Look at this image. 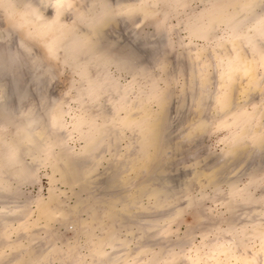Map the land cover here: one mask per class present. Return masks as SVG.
<instances>
[{"label": "rangeland", "instance_id": "rangeland-1", "mask_svg": "<svg viewBox=\"0 0 264 264\" xmlns=\"http://www.w3.org/2000/svg\"><path fill=\"white\" fill-rule=\"evenodd\" d=\"M21 1L0 0V30H3V34L9 30L10 34L6 41L3 40L5 43L0 38V46H5L6 42L10 46L13 41L10 47L18 48L23 43L24 47L31 50L32 55L26 58V63L23 59V62L15 65H25L20 76L23 85L28 84L25 86L29 89L30 97L19 101L14 108L16 112L0 111V155H10L14 150L20 152L21 164L23 167L25 165L29 177L24 173L20 176L14 168V173L11 169L1 173L0 184L6 182L2 189L4 191L8 188V191L2 193L0 186V202L5 199L6 194L16 190L13 192V199L11 195V198L6 195L9 200L12 199L10 208L12 205L15 208L16 205V211H20V206L28 212L25 214L7 209L11 201L6 199L3 201L7 202V206L0 204V207L3 206L1 209L8 214V218L6 213L5 217H0V224L4 226L0 225V264H79L78 260L80 262L83 255H86L84 259L87 262L82 259L84 264H106L114 257L116 262L110 261L113 264H264V148H259L264 145V30L257 22L251 21V17L260 16L257 12L264 11V0H69V3L64 0L59 4H55L57 0H48L49 3L47 0V3L45 0H28L36 10ZM99 1H108L109 6L112 4L111 11L116 15L125 7H129V12L122 9L121 14L117 17L115 15L104 28L101 23L110 12L103 5L91 11V6ZM37 11L41 15L36 16ZM91 13L93 28H103V32L99 37L96 36L98 34L91 33L92 39L89 37L86 41L92 49L87 52L85 48L88 46H81L83 49L79 47L85 45L82 34L90 26L81 17L87 15L89 18ZM60 17L64 20L62 23H59ZM135 52L138 53L139 68L136 63L128 68L130 70L108 64L107 59L110 57L117 61L120 58L129 59ZM75 55L82 59L91 58L90 62L86 60L78 65ZM31 57L41 58L42 65L38 71L50 69L47 72L50 78L43 77L44 80H51L50 86L43 81L41 92L45 91L54 102L43 105L45 101L41 104L43 107L36 108L35 115L42 119L36 125L35 133L38 135L39 131L46 130L43 136L46 135L47 139L41 136L39 142L35 136V142L25 143L27 131L23 123L27 119L26 109L33 104L39 106L37 100L40 98L37 87H31L35 82L28 65L32 62L29 59ZM27 65L31 70L29 73ZM137 68L142 72H135ZM0 71H3L2 67ZM17 78L18 75L14 80ZM1 81L0 85L12 83ZM14 94L13 106L18 97V94ZM38 111L41 114H37ZM47 111L49 115H46ZM47 116H50L49 119ZM37 130L39 131L36 132ZM160 131L165 132L160 136L162 138L156 137ZM100 132V141L88 150L84 144ZM39 134L42 135L41 132ZM42 139L46 140V144ZM12 140H18L19 143L12 144ZM45 145L48 147L43 149ZM32 158L35 161L32 162ZM38 159L41 160L40 163ZM6 160L0 159V170L4 169V164H9ZM64 161L68 163L66 166H63L66 164ZM86 169L87 172L84 171ZM67 177L72 182L67 181L69 183L65 184ZM139 178L148 182L147 184L140 179L144 183V190L137 180ZM17 179L21 180L22 185ZM75 179H79L77 183L80 181L78 186L73 182ZM114 179L118 182L117 185ZM152 180L156 186L168 181L167 191L159 197L156 194L146 196V191L155 186ZM135 181L138 182V185L135 183L136 186L133 185ZM8 183H11L10 186ZM144 186H148V189ZM136 187L141 190L140 195L138 192L133 193L137 191ZM9 188L13 190L11 193ZM142 193L145 197L141 196ZM104 194L109 199H105ZM101 197L110 203L105 204ZM93 199L101 201L100 204L103 202L107 207L97 203L101 209L96 213L94 209L98 206L93 205L92 202H96ZM20 202L22 205L23 202L25 205L28 203L29 208L22 206ZM87 202H90L89 206ZM90 204L93 205L92 208L95 207L92 209L94 211L90 210ZM112 207L116 209L112 210ZM54 209L55 212L61 209L59 212L63 216L60 218L61 215L56 212L55 217H52ZM8 210L11 212L8 213ZM128 210L131 212L125 214ZM68 211L72 212L71 215ZM105 211L108 216L104 215L106 219L103 216ZM46 214L51 215V218ZM165 215L167 216L162 218ZM92 216H95L99 225L93 223L94 220L90 219ZM150 216L157 219H150ZM66 217L70 223L65 221ZM149 221L152 224L149 228L154 227V233L148 227V232L145 231L147 234L143 233V227H138L143 234L139 236L141 233L136 230L137 226L145 228ZM109 223L112 224L111 228L117 229H107ZM58 234L61 240L55 237ZM110 236L116 237L115 243L123 239L121 244H117L121 247H115L114 242L113 246L106 244ZM129 236L132 238L129 239ZM85 242H89L90 247L87 246L94 251L91 255L101 243L106 244V248L103 249L101 245L104 244H101L102 249L99 247L96 251L99 257L94 254L96 257L92 256L90 259ZM144 242L146 244L143 246ZM138 243L142 246L139 247ZM14 247L15 250H12ZM110 247H114V252L108 251L111 250ZM120 248L127 250L125 252ZM77 249L83 254L82 258L75 254Z\"/></svg>", "mask_w": 264, "mask_h": 264}, {"label": "bare ground", "instance_id": "bare-ground-1", "mask_svg": "<svg viewBox=\"0 0 264 264\" xmlns=\"http://www.w3.org/2000/svg\"><path fill=\"white\" fill-rule=\"evenodd\" d=\"M53 1H54V0H53ZM62 1H64V0H57L55 4H57V3L59 4V3L62 2ZM94 1H95V0H94ZM189 1H190V0H189ZM212 1H213V0H212ZM21 2L27 4V3L30 2V1H28V0H22ZM45 2H46V0H45ZM47 2L49 3L48 0H47ZM47 2H46V3H47ZM106 2H107V3H106ZM106 2H104V1H99L97 4H93V5L91 6V11L93 10V8H98L99 6L101 7V6L103 5V6H105L106 9L110 12V14H108L109 16L107 15L106 18H104V21H102V23H101V26H103L104 28L108 25L109 21H111V20H113V19L115 18V15H116L115 13H113V11H111V10H112V4H111V6H109V5H108V1H106ZM109 2H110V1H109ZM111 2H112V1H111ZM114 2H116V1H114ZM251 2H252V1H251ZM258 2H259V1H258ZM260 2H261V1H260ZM262 2H263V1H262ZM30 3H31V2H30ZM30 3H28V4L30 5ZM35 3H36V2H35ZM68 3H69V0H68ZM252 3H253V2H252ZM252 3H251V4H252ZM229 4H230V3H229ZM257 4H258V3H257ZM257 4H256V5H257ZM253 5H254V4H253ZM30 6H32V5H30ZM61 6H62V5H61ZM16 7H17V6H16ZM27 7H28V6H27ZM113 7H114V6H113ZM115 7H116V6H115ZM258 7H259V6H258ZM8 8H9V7H8ZM19 8H20V7H19ZM32 8H34V9L36 10V8H35L34 6H32ZM59 8H60V7H59ZM128 8H129V7H128ZM128 8L125 7V8H122V9L125 10V11H127V12H129V9H128ZM130 8H131V7H130ZM137 8H138V7H137ZM34 9H33V10H34ZM42 9H43V7H42ZM47 9H48V8H47ZM116 9L118 10V8H116ZM122 9H120V12H121ZM142 9H143V8H142ZM1 10H2V9H1ZM16 10H17V9H16ZM66 10H67V9H66ZM81 10H82V9H81ZM94 10H95V9H94ZM113 10H114V9H113ZM117 10H116V11H117ZM233 10H234V9H233ZM240 10H241V9H240ZM251 10H252V9H251ZM263 10H264V9H263ZM4 11H5V10H4ZM48 11H49V10H48ZM116 11H114V12H116ZM258 11H260V10H258ZM120 12L118 11V12H117V15H118V14H121ZM255 12H257V11L255 10ZM261 12H262V11H261ZM261 12H260V13L257 12L258 15L261 14ZM0 13H1V12H0ZM51 13H52V12H51ZM123 13H126V12H123ZM241 13H242V12H241ZM39 14H40V13L37 11V12H36V16H38ZM231 14H232V13H231ZM234 14H235V12H234ZM242 14H243V13H242ZM244 14H246V13H244ZM26 15H28V14H26ZM40 15H41V14H40ZM63 15H64V14H63ZM112 15H113V17H111ZM117 15H116V17H117ZM248 15H249V14H248ZM28 16H29V15H28ZM28 16H26V17H28ZM119 16H120V15H119ZM243 16H244V15H243ZM30 17H31V16H30ZM61 17H62V16H61ZM61 17L59 18V23H62V21H64V20L61 19ZM107 17H108V18H107ZM127 17H128V16H127ZM237 18H238V17H237ZM251 18H252V19H251L252 22H256V21L258 20L259 17H258V16H254V17H251ZM81 19H82V21L87 22V25L89 24L90 28L87 26V27H88V29H87L88 31L85 32L86 29L84 30V32H83L82 35H83V38H84L83 41H85V45L82 44V45H80L79 48H82L83 46H88L87 49L84 47L85 50L88 52L90 49H92V46H90V45L88 44V42L86 41V40H88L87 38H89L90 36L93 37V35H95V34H98V35H96V36L99 37V35L102 34L101 32H103V28H99V27L96 28V26L93 28L94 25H93V22H92V20H93L92 13H91V16H89V18H88L87 15H85V16L81 17ZM105 19H106V20H105ZM117 19H118V18H117ZM122 20H123V19H122ZM17 21H18V20H17ZM125 21H126V20H125ZM7 22H8V21H7ZM89 22H90V23H89ZM114 22H115V21H114ZM116 22H117V21H116ZM116 22H115V23H116ZM126 22H127V21H126ZM2 23H3V22H2ZM43 23H44V22H43ZM46 23H47V21H46ZM121 23H122V22H121ZM123 23H124V22H123ZM3 24H4V23H3ZM30 24H31V23H30ZM68 24H69V23H68ZM110 24H111V23H110ZM110 24H109V25H110ZM254 24H255V23H254ZM82 26H83V25H82ZM39 28H40V27H39ZM119 28H120V27H119ZM9 29H10V28H9ZM79 30H80V29H79ZM81 30H82V28H81ZM107 30H108V29H107ZM8 31H9V30H8ZM8 31H7V33L4 32L5 34H3V33H2L3 30H0V38H1L2 41H3V40L6 41V39H8V38L10 37V34H9ZM82 31H83V30H82ZM92 31H93V32H92ZM26 32H27V31H26ZM79 32H80V31H79ZM80 33H81V32H80ZM91 33H93V35H92ZM31 35H32V34H31ZM77 35L80 36L81 34H77ZM256 35H257V34H256ZM256 35H255V36H256ZM13 36H14V35H13ZM79 36H78V37H79ZM11 37H12V36H11ZM92 37H90L89 39H92ZM12 38H13V37H12ZM12 38H11V39H12ZM103 38H104V37H103ZM80 39H81V38H80ZM144 39H145V38H144ZM144 39H143V40H144ZM256 39H257V38H256ZM68 40H69V39H68ZM262 40H263V39H262ZM7 41H8V40H7ZM9 41H10V40H9ZM80 41H81V40H80ZM89 41H90V40H89ZM141 41H142V40H141ZM254 41H255V40H254ZM3 42H4V41H3ZM17 42H18V40H17ZM258 42H259V40H258ZM4 43H5V42H4ZM6 43L8 44V42H6ZM15 43H16V42H15ZM21 43H22V42H20V44H21ZM67 43H68V42H67ZM82 43H83V42H82ZM155 43H157V42H155ZM262 43H263V42H262ZM7 44H5V46H0V51H3L5 48H8V49H11L12 51H15V50L19 49L21 45L24 46V44L22 43L21 45L18 44V45H20L18 48H15V47H13V46L10 47L11 45H13V41L10 42V46L7 45ZM27 44H28V43H27ZM27 44H26V45H27ZM65 44H66V43H65ZM65 44H64V47L66 46ZM92 44L94 45V43H92ZM0 45H1V44H0ZM95 45H96V43H95ZM98 45H99V44H98ZM151 45H152V44H151ZM261 45H262V44H261ZM14 46H15V45H14ZM62 46H63V45H62ZM81 46H82V47H81ZM96 46H97V45H96ZM101 46H102V45H101ZM263 46H264V45H263ZM60 47H61V46H60ZM25 48H27V46H25ZM61 48H62V50L64 49L63 47H61ZM61 48H59V49H61ZM98 48H99V47H98ZM77 49H78V48H77ZM82 49H83V48H82ZM97 50H99V49H97ZM101 50H102V49H101ZM101 50H100V51H101ZM32 51H33V50H32ZM64 51H65V50H64ZM81 51H82V50H81ZM81 51H80V52H81ZM90 51H91V50H90ZM90 51H89V52H90ZM105 52H106V51H105ZM31 53H32V52H31ZM61 53H62V52H61ZM136 53H137V52H135L134 56L132 55L133 57H132V58H129V59H125V58H122V59H121V58H120V59L117 61V60H115L114 58H111V57L108 58V57H107V58H108L107 61H108V64H109L110 66H111V65L119 66V67H121V68H123V69H125V68H127V69H128V68H131V66H132L133 64H135V63L137 64V67L139 68V65H138L139 63H138V61H137L138 53H137V54H136ZM140 53H141V52H140ZM220 53H221V52H220ZM185 54H186V53H185ZM221 54H222V53H221ZM31 55H32V54H31ZM73 55H74V54H73ZM77 55H78V54H77ZM102 55H103V53L101 54V56H102ZM125 55H127V54H124V56H125ZM36 56H37V55H36ZM75 56H76V55H75ZM106 56H107V55H106ZM72 57H73V56H72ZM118 57H119V55H118ZM126 57H127V56H126ZM73 58H74V57H73ZM1 59L3 60L2 62H1ZM27 59H28V58H27ZM27 59H24V62H25V60L27 61ZM29 59H31V61H32V62H31L32 66H31L30 63H28L29 67H30L31 70H32V73H30V74H31L32 78L35 79V80H34L35 82L31 85V87H33V85L35 86V88L37 87V92H38L40 98L37 97V98H38V100H37V104H39V106H36L35 104H33V106H29V108L26 109V110H28V112H27V116H26L27 119H26L25 122L23 123V125L25 126V129H26V131H27V133H26V137L24 138V139H25V140H24L25 143H27V142L29 143L30 141L35 142L34 139L37 138V137H38V138H37V141L40 140V137H41V136H42L41 138H43V137L45 138V137H46V135L43 136V135H44L43 133H44V131H46V130H42L43 132H42V131H39L40 129L36 131V132L39 131V133L41 132L42 135H40L39 133H38V135H36V133H35V130H36V128H37L36 125H37L38 123H41L40 120L42 119V117H41V118H38L37 115H35V114H36V108L42 106L41 104H43L45 101H46V103H44L43 105H45V104L47 105V102H48V103H53V102H54L52 99H50V97L47 96V94H46L45 91L41 92V85L43 84V81H44V82L46 81V82L48 83V85L50 84L49 82H50L51 80L48 81L49 79H48V80H44V79H43V77H45V76L48 77V76H49L47 72H50V69H49V70H45V71H43V72L38 71V69H39V68L41 67V65H42V63H41V61H40L41 58H40V59H39V58H38V59H33V57H31V58H29ZM90 59H91V58H88V59H82V58H80V57H78V56L75 57V60L78 61V65H81L83 62L85 63L86 60H89V62H90ZM105 59H106V58H105ZM28 61L30 62V60H28ZM22 62H23V60H22ZM42 62H43V61H42ZM93 62H94V61H93ZM95 62H96V61H95ZM25 63H26V62H25ZM103 63H104V62H103ZM16 64H18V63H17V62H13L11 59H9V58H7V57L0 56V69H1V67H2V70H3V71H0V72H2V73H0V81H1V80H2V81H5V82H6V81H12V83H11L10 85L6 84L7 82L4 83V84H1V85H0V87H1V91H0V111H6V110H8L9 112H11V111L13 110V112H16V111H14V108L18 105L19 101H21L22 99H26V98H29V97H30V96H29V89H28L27 86H25V85H28V84H24V85H23V83H22V77L20 76L21 74H23V71H22V70L24 69L23 67H24L25 65L23 66V64H20V66H19V65H18V66H15ZM43 64H44V63H43ZM94 64H95V63H94ZM94 64H93V65H94ZM108 64H107V66H108ZM28 65H27V67H28ZM86 66L89 67V65H86ZM133 66H134V65H133ZM29 67H28L27 70L30 69ZM138 68H137V70H135V72H138V71H139ZM89 69H90V68H89ZM97 69H98V68H97ZM27 70H26V71H27ZM31 70H29V71H27V72L29 73ZM90 70H91V69H90ZM118 70H119V69H118ZM128 70H130V69H128ZM24 71H25V70H24ZM120 71H121V70H120ZM143 71H144V69H143ZM51 72H52V71H51ZM84 72H86V71H84ZM125 72H126V71H125ZM139 72H142V70H140ZM24 73H26V72H24ZM129 73H130V72H129ZM88 74H89V73H88ZM88 74H87V75H88ZM133 74H134V73H133ZM138 74H139V73H138ZM142 74H143V73H142ZM17 75H18V78H17L16 80H14V79L16 78ZM53 75H54V74H53ZM25 76H26V75H25ZM25 76H24V77H25ZM89 76H90V75H89ZM135 76H136V74H135ZM87 77H88V76H87ZM102 77H103V76H102ZM49 78H50V76H49ZM136 78H137V77H136ZM24 80H25V79H24ZM90 80H91V79H90ZM94 80H95V79H94ZM2 81H1V82H2ZM200 81H201V80H200ZM26 83H27V82H26ZM53 83H54V81H53ZM99 83H100V82H99ZM51 84H52V83H51ZM54 84H55V83H54ZM44 85L47 86V84H44ZM105 85H106V84H105ZM49 86H50V85H49ZM119 87H120V86H119ZM42 88H43V87H42ZM141 88H142V87H141ZM30 89H31V88H30ZM32 89H33V88H32ZM208 89H210V88L208 87ZM208 89H207V90H208ZM44 90H45V89H44ZM122 90H123V89H122ZM122 90H121V91H122ZM110 91H111V90H110ZM117 91H119V90H117ZM123 91H124V90H123ZM112 92H113V91H112ZM209 92H210V91H209ZM14 93L18 94V97H17V99H16V104H15V106H13V105H14V104H13L14 102H12V100L15 99V94H14ZM117 93H118V92H117ZM188 93H189V92H188ZM108 94H110V93H108ZM118 94H119V93H118ZM118 94H117V95H118ZM122 94H123V92H122ZM33 95H34V93H33ZM114 95H115V94H114ZM28 96H29V97H28ZM36 96H37V95H36ZM105 96H106V95H105ZM115 96H116V95H115ZM31 98H35V97H34V96H33V97L31 96ZM88 98H89V97H88ZM90 98H92V97L90 96ZM105 98H106V97H105ZM119 98H121V97H119ZM35 99H36V98H35ZM115 99H116V98H115ZM28 100H30V99H28ZM31 100H32V99H31ZM33 101L36 102L35 100H32V102H33ZM87 101H88V99H87ZM90 102H91V101H90ZM114 102H115V101H114ZM200 102H201V101H200ZM12 104H13V105H12ZM110 104H112V103H110ZM166 104H167V103H166ZM31 105H32V104H31ZM50 105H51V104H50ZM109 106H110V105H109ZM42 107H43V106H42ZM44 107H45V106H44ZM88 107H89V106H88ZM94 107H95V106H94ZM11 108H12V109H11ZM46 108H48V107H46ZM46 108H45V109H46ZM49 108H50V107H49ZM49 108H48V109H49ZM199 108H200V107H199ZM39 109H40V108H39ZM39 109H38V110H39ZM43 109H44V108H43ZM43 109H42V114H43ZM45 109H44V110H45ZM60 110H61V108H60ZM17 111H18V110H17ZM20 111H21V110H20ZM20 111H19V112H20ZM49 111H50V110H49ZM49 111H47L46 115H49ZM57 111H58V110H57ZM61 111H62V110H61ZM44 112H45V111H44ZM24 113H25V111H24ZM39 113H40V112L38 111L37 114H39ZM50 113H51V112H50ZM109 113H112V112H109ZM15 114H16V113H15ZM40 114H41V113H40ZM19 115H20V113H19ZM46 115H45V116H46ZM165 115H166V114H165ZM108 116H110V115H108ZM112 116H113V114H112ZM132 116H133V115H132ZM163 116H164V115H163ZM49 117H50V116H49ZM49 117L47 116L46 118L49 119ZM103 117H105V116H103ZM106 117H107V116H106ZM106 117H105V118H106ZM91 118H93V117H91ZM132 118H133V117H132ZM162 118H163V117H162ZM167 118H168V117H167ZM56 119H57V118H56ZM107 119H108V118H107ZM22 120H24L23 115H22ZM98 120H99V119H98ZM98 120H97V121H98ZM171 120H172V119H171ZM202 120H203V119H202ZM100 121H101V120H100ZM48 122H49V121H48ZM113 122H114V121H113ZM43 123H44V122H43ZM100 123H101V122H100ZM110 123H111V122H110ZM44 124H45V123H44ZM49 124H50V123H49ZM49 124H48V127L50 128V125H49ZM107 124H108V123H107ZM107 124H106V125H107ZM41 125H42V124H41ZM24 126H23V127H24ZM38 126H40V124H39ZM44 126H45V125H44ZM111 126H112V125H111ZM35 127H36V128H35ZM100 127H101V126H100ZM125 127H126V126H125ZM170 127H172V126H170ZM40 128H41V129H46L47 127H46V128L40 127ZM55 128H56V126H55ZM102 128H103V127H102ZM148 128H149V127H148ZM164 128H165V127H164ZM47 129H48V128H47ZM162 129H163V128H162ZM165 129H166V128H165ZM100 130H101V129H100ZM100 130H99V131H100ZM166 130H167V129H166ZM24 131H25V130H24ZM51 131H52V130H51ZM161 131H162V130H161ZM161 131H160V132H157V136H156V137L162 138V137H160V136H161V135H164L163 133H165V132H161ZM169 131H170V130H169ZM49 132H50V131H49ZM49 132H48V133H49ZM52 132H53V131H52ZM54 132H55V131H54ZM56 132H57V131H56ZM166 132H167V131H166ZM6 133H7V132H6ZM48 133H47V134H48ZM101 133H102V132H100L99 135L97 134L95 138H92L91 140H89V141L87 140V141H86V144H84V145L86 146V148H87L88 150H89V148H91L92 146H94L95 143H97V142L100 141V135H101ZM104 133H105V132H104ZM104 133H103V136H105ZM45 134H46V133H45ZM55 134H56V133H55ZM155 134H156V133H155ZM61 135H62V134H61ZM80 135H81V134H80ZM153 135H154V134H153ZM187 135H188V134H187ZM0 136H1V135H0ZM35 136H37V137H35ZM58 136H60V135H58ZM165 136H166V134H165ZM52 137H53V136H52ZM60 137H62V136H60ZM93 137H94V135H93ZM191 137H193V136H191ZM191 137H190V138H191ZM196 137H197V136H196ZM199 137H200V136H199ZM9 138H10V137H9ZM33 138H34V139H33ZM53 138H55V137H53ZM53 138H51V141H52ZM57 138H58V137H57ZM103 138H104V137H103ZM159 138H158V139H159ZM163 138H164V137H163ZM185 138L187 139L188 137L186 136ZM193 138H194V137H193ZM14 139H15V138H14ZM38 139H39V140H38ZM46 139H47V137H46ZM186 139H185V140H186ZM19 140H20V138H19ZM22 140H23V139H22ZM42 140H43V139H42ZM42 140H41V141H42ZM58 140H59V139H58ZM60 140H61V139H60ZM160 140H161V139H160ZM183 140H184V139H183ZM188 140H189V139H188ZM188 140H186V141H188ZM254 140H255V139H254ZM43 141H44V143L46 142L45 139H44ZM56 141H57V140H56ZM123 141H124V140H123ZM158 141H159V140H158ZM260 141H261V140H260ZM5 142H6V141H5ZM16 142L19 143L18 140H16V141L12 140V144H15ZM39 142H40V141H39ZM54 142H55V139H54ZM136 142H137V141H136ZM138 142H139V141H138ZM247 142H248V141H247ZM254 142H255V141H254ZM21 143H23V142H21ZM21 143H20V144H21ZM36 143H37V142H36ZM36 143H35V144H36ZM47 143H48V142H47ZM84 143H85V142H84ZM103 143L105 144V142H103ZM171 143H172V142H171ZM37 144H38V143H37ZM41 144H42V142H41ZM41 144L39 143V145H41ZM45 144H46V143H45ZM51 144H53V143H51ZM133 144H134V143H133ZM184 144H185V143H184ZM247 144H248V143H247ZM22 145H24V144H22ZM26 145H27V144H26ZM39 145H37V147H39ZM30 146H31V145H30ZM34 146H35V145H34ZM59 146H60V145H59ZM85 146H84V147H85ZM98 146H99V144H98ZM103 146H104V145H103ZM107 146H108V145H107ZM129 146H130V144H129ZM129 146H128V147H129ZM179 146H180V145H179ZM31 147H32V146H31ZM47 147H48V146L45 145L44 148H43V147H42V148H43V149H46ZM130 147H131V146H130ZM167 147H168V146H167ZM257 147H258V146H256V148H257ZM260 147H261V148H260ZM19 148H20V147H19ZM63 148H64V146H63ZM82 148H83V147H82ZM105 148H106V147H105ZM259 148H260V150H261L262 148H264V145H263V147H262V145L259 146ZM25 149H26V148H25ZM40 149H41V148H40ZM133 149H134V148H133ZM17 150H18V149H17ZM90 150H91V149H90ZM176 150H177V149H176ZM258 150H259V149H258ZM22 151H23V150H22ZM174 151H175V150H174ZM179 151H180V150H179ZM256 151H257V150H256ZM25 152H26V151H25ZM183 152H184V151H183ZM6 153H7V152H6ZM9 153H11V151H10ZM9 153H8V154H9ZM19 153H20V152H18V151L16 152V150H14V152L12 151V153H11L10 155H6V154H5L4 156H3V155H2V156L0 155V159H2V160H3V159H7L6 162L9 163V164H4V165L2 166L4 169H3V170H0V174H1V173H4V171L7 170V169H11L12 171H13L14 169H16L15 171H17V173H18L20 176L22 175V173L27 174V176H28V172L25 171V170H26L25 165H24V167H23L22 164H21V158H20L21 156H20ZM27 153H28V152H27ZM57 154H58V153H57ZM91 154H92V153H91ZM132 154H133V153H132ZM23 155H24V153H23ZM29 155H30V154H29ZM31 155H32V153H31ZM31 155H30V156H31ZM64 155H65V154H64ZM64 155H63V156H64ZM99 155H100V154H99ZM237 155H238V154H237ZM237 155H236V156H237ZM252 155H253V154H252ZM160 156H161V155H160ZM23 157H24V156H23ZM35 157H36V156H35ZM60 157H61V156H60ZM60 157H59V159H60ZM161 157H162V156H161ZM57 158H58V157H57ZM61 158H62V157H61ZM97 158H98V157H97ZM65 159H66V158H65ZM169 159H170V158H169ZM191 159H192V158H191ZM229 159H230V157H229ZM38 160H39V163H40L41 160H40V159H38ZM42 160H43V159H42ZM221 160H222V158H221ZM224 160H225V159H224ZM30 161H31V160H30ZM33 161H35V160L32 158V162H33ZM62 161H63V159H62ZM65 161H66V160H65ZM65 161L63 162V163H66L65 165H63V164L61 163L63 166H66V165L68 164V163L65 162ZM94 161H95V160H94ZM96 161H97V160H96ZM128 161H129V160H128ZM128 161H127V162H128ZM225 161H226V160H225ZM230 161H231V159H230ZM0 162H1V161H0ZM28 162H29V161H28ZM37 162H38V161H37ZM37 162H36V163H37ZM79 162H80V160H79ZM170 162H171V161H170ZM26 163H27V162H26ZM189 163H190V162H189ZM221 163H222V162H221ZM221 163H220V164H221ZM29 164H30V163H29ZM33 164H34V163H33ZM56 164H57V163H56ZM61 164H60V165H61ZM57 165H59V161H58V164H57ZM89 165H90V164H89ZM93 165H94V164H93ZM97 165H98V163H97ZM36 166H37V165H36ZM83 166H84V164H83ZM200 166H201V165H200ZM219 166H220V165H219ZM59 167H60V166H59ZM85 167H86V166H85ZM94 167H95V166H94ZM118 167H119V166H118ZM130 167H131V166H130ZM162 167H163V166H162ZM243 167H244V166H243ZM243 167H242V168H243ZM12 168H14V169H12ZM35 168H36V167H35ZM83 168H84V167H83ZM96 168H97V166H96ZM120 168H121V167H120ZM125 168H126V167H125ZM84 169H85V168H84ZM87 169H88V168H87ZM87 169L84 170V171L87 172ZM93 169L95 170V168H93ZM121 169H122V168H121ZM161 169H162V168H161ZM164 169H165V168H164ZM222 169H223V168H222ZM28 170H29V169H28ZM31 170H33V169H31ZM34 170H36V169H34ZM61 170H62V169H61V167H60V171H61ZM89 170L91 171V168H90ZM89 170H88V171H89ZM124 170H125V169H124ZM205 170H206V169H205ZM219 170H220V169H219ZM15 171H13V173H14ZM29 171H30V170H29ZM57 171H59V170L57 169ZM68 171H70V170H68ZM80 171H81V170H80ZM194 171H195V169H194ZM222 171H223V170H222ZM7 172H8V170H7ZM9 172H10V171H9ZM25 172H26V173H25ZM31 172H32V171H31ZM33 172H34V171H33ZM33 172H32V173H33ZM82 172H83V171H82ZM91 172H92V171H91ZM97 172H98V171H97ZM121 172H122V171H121ZM123 172H124V171H123ZM209 172H210V171H209ZM209 172H208L207 174H209ZM217 172H219V171H217ZM228 172H229V171H228ZM32 173H31V174H32ZM63 173H64V172H63ZM226 173H227V172H226ZM234 173H235V172H234ZM34 174H35V173H34ZM64 174H65V173H64ZM83 174H84V172H83ZM102 174H103V173H102ZM102 174H101V175H102ZM115 174H116V173H115ZM169 174H170V172H169ZM171 174H172V173H171ZM176 174H177V173H176ZM192 174H193V173H192ZM192 174H191V175H192ZM218 174H219V173H218ZM222 174H223V173H222ZM224 174H225V173H224ZM227 174H228V173H227ZM29 175H30V174H29ZM112 175H113V173H112ZM141 175H143V173H142ZM141 175H140V177H141ZM146 175H147V174H146ZM146 175L144 174V176H146ZM167 175H168V173H167ZM173 175H174V174H173ZM4 176H5V175H4ZM9 176H10V174H9ZM9 176H8V178H9ZM12 176L16 177V176L13 175V174H12ZM27 176H26V177H27ZM59 176H60V175H59ZM72 176H73V175H72ZM85 176L88 177L87 174H86ZM144 176H143V177H144ZM148 176H149V174H148ZM1 177H2V176H1ZM28 177H29V176H28ZM31 177H32V176H31ZM83 177H84V175H83ZM90 177H91V176H90ZM96 177H97V176H96ZM113 177H115V175H114ZM113 177H112V178H113ZM149 177H152V176H149ZM173 177H174V176H173ZM175 177H176V176H175ZM188 177H190V176H188ZM216 177H218V176H216ZM220 177H222V175H221ZM3 178H4V177H3ZM16 178H17V177H16ZM76 178H78V177H76ZM97 178H98V177H97ZM97 178H96V180H97ZM99 178H100V177H99ZM105 178H106V177H105ZM158 178H159V177H158ZM194 178H195V177H194ZM0 179H1V178H0ZM5 179L9 182V180L7 179V176H5ZM83 179H84V178H83ZM117 179H119V178H117ZM140 179H142V178H139V179H137V180H139L138 182L142 184V185H141V187H142L143 184H144L143 182H145V181L142 179L143 182H141ZM172 179H173V178H172ZM172 179H171V180H172ZM200 179H201V178H200ZM10 180H11V178H10ZM12 180H13V178H12ZM14 180H15V183H16V179H15V178H14ZM17 180H18V179H17ZM78 180H79V179H78ZM78 180H77V181H78ZM102 180H103V179H102ZM114 180H115V179H114ZM137 180H136V181H137ZM145 180H146V179H145ZM155 180H156V179H155ZM201 180H202V179H201ZM218 180H219V179H218ZM234 180H235V179H234ZM0 181H2V180H0ZM18 181H19V180H18ZM67 181H70V178L67 177L66 181H64L65 184H68V183H69V182H67ZM74 181H75V182H74ZM77 181H76V179L73 180L74 183H77ZM88 181L90 182V180H88ZM94 181H95V180H94ZM117 181H118V180H117ZM120 181H121V180H120ZM130 181H131V180H130ZM136 181L134 182V184H133L132 182H130V183H132L133 185H135V183H136V184L138 185V182H136ZM149 181H151V180H149ZM152 181H153V180H152ZM185 181H186V180H185ZM220 181H221V180H220ZM20 182H21V180L19 181V184H20ZM24 182H25V181H24ZM70 182H72V181H70ZM79 182H80V181H79ZM79 182L77 183V186H78ZM112 182H114V181L112 180ZM112 182H111V183H112ZM153 182H154V181H153ZM157 182H158V181H157ZM163 182H164V181H163ZM165 182H166V181H165ZM167 182H168V181H167ZM167 182H166V184H167ZM1 183H2V182H1ZM4 183H6V182H3L2 184H0L1 189H2V187L4 188V186H5ZM15 183H14V184H15ZM17 183H18V182H17ZM49 183H50V182H49ZM93 183H97V182H93ZM114 183L116 184V183H118V182H116V180H115ZM145 183L148 184V182H145ZM8 184H9V186H10L11 183H8ZM26 184H27V183H26ZM80 184H81V183H80ZM152 184H153V183H152ZM156 184H157V183H156ZM166 184H165V183H158L157 186H156V185H155V182H154V185H155V186H153V188H150L149 191H146V193H148V194H146L145 191H144V193L146 194V196H148V195L150 196V194H152V195H153V194H156L155 196H156V197H159L161 194H164V192L167 191V190H165V189H166ZM168 184H169V183H168ZM15 185H18V184H15ZM15 185H14V186H15ZM21 185H22V182H21ZM69 185L72 186L71 184H69ZM69 185H68V186H69ZM73 185H74V184H73ZM88 185H89V184H88ZM96 185H97V184H96ZM116 185H117V184H116ZM145 185H146V184H145ZM149 185H150V184H149ZM75 186H76V184H75ZM75 186H74V187H75ZM107 186H108V185H107ZM135 186H136V185H135ZM135 186H134V187H135ZM169 186H170V185H169ZM182 186H183V185H182ZM6 187H7V185H6ZM15 187H16V186H15ZM72 187H73V186H72ZM91 187H93V186H91ZM114 187H116V186L114 185ZM126 187H128V186H126ZM141 187H140V188H141ZM183 187H184V186H183ZM13 188H14V187H13ZM16 188H17V187H16ZM19 188H20V187H19ZM87 188H88V187H87ZM124 188H125V187H124ZM130 188H131V186H130ZM144 188H145V189H148V186H147V188H146V186H144ZM170 188H172V187H170ZM230 188H233V187H230ZM6 189H7V190H4V191H3V189H2V191H3L2 193H4L5 191L7 192V191H8V188H6ZM9 189H10V193H11V190H12V189H11V188H9ZM116 189H117V188H116ZM131 189H133V188H131ZM134 189H135V188H134ZM141 189L144 190L143 187H142ZM182 189H183V188H182ZM17 190H18V189H17ZM70 190H72V189L70 188ZM83 190H84V189H83ZM88 190H89V189H88ZM93 190H94V189H93ZM111 190H112V189H111ZM136 190H137V191H135V192H133V193L138 192L139 195H140L141 190H138V187H136ZM12 191H13V190H12ZM14 191H16V190H14ZM14 191H13V192H14ZM73 191H74V190H73ZM80 191H81V190H80ZM96 191H97V190H96ZM112 191H113V190H112ZM116 191H117V190H116ZM13 192H12L11 194L8 193V195H7L6 193H5V194H6L7 196H9V195L12 196V195H13ZM103 192H104V191H103ZM107 192H109V191L107 190ZM142 192H143V191H142ZM168 192H169V191H168ZM168 192H166V193H168ZM2 193L0 192L1 195H2ZM18 193H19V192H18ZM49 193H50V192H49ZM51 193H52V192H51ZM73 193H74V192H73ZM86 193H87V192H86ZM99 193H100V192H99ZM123 193H125V192H123ZM178 193H179V192H178ZM105 194H106V191H105ZM105 194H104V195H105ZM107 194H108V193H107ZM120 194H121V193H120ZM125 194H126V193H125ZM136 194H137V193H136ZM1 195H0V197H1ZM6 195H5V199H6V201L10 202V201L13 199V196H12V199L9 200V198H7ZM14 195H15V194H14ZM17 195H18V194H17ZM48 195H50V194H48ZM92 195H93V194H92ZM108 195H109V194H108ZM130 195H131V194H130ZM143 195H144V194L142 193L141 196H143ZM168 195H169V194H168ZM75 196H76V195H75ZM86 196H87V195H86ZM89 196L91 197V194H90ZM102 196H103V195H102ZM105 196H106V195H105ZM111 196H112V194H111ZM114 196H115V195H113L112 197H114ZM134 196H136V195H134ZM137 196H138V195H137ZM189 196H190V195H189ZM9 197H10V196H9ZM48 197H49V196H48ZM115 197H116V196H115ZM128 197H129V196H128ZM131 197L133 198V196H131ZM138 197H140V196H138ZM138 197H136V198H138ZM143 197H145V196H143ZM161 197H162V196H161ZM180 197H181V196H180ZM10 198H11V197H10ZM25 198H26V197H25ZM77 198H78V197H77ZM79 198H80V197H79ZM81 198H82V197H81ZM88 198H89V197H88ZM88 198H87V199H88ZM97 198H98V197H97ZM104 198L106 199L107 196L104 197ZM152 198H153V197H152ZM162 198H163V197H162ZM5 199H2V201L5 200ZM7 199H8V200H7ZM23 199H24V198H23ZM28 199H29V198H28ZM40 199H41V198H40ZM84 199H86V198H84ZM95 199H96V197H95ZM102 199H103V198L101 197V201H102ZM105 199H103V202L105 201V204H106V202L110 203V201H108V200L106 201ZM107 199H109V198H107ZM115 199H117V198H115ZM119 199H120V198H119ZM140 199H141V197H140ZM148 199H149V197H148ZM154 199H156V198H154ZM88 200H90V199H88ZM88 200H87V201H88ZM93 200H94V199H93ZM113 200H114V198H113ZM113 200H112V201H113ZM151 200H152V199H151ZM151 200H150V201H151ZM2 201L0 202V204L2 203L4 206H5V205L7 206V202L5 203V201H3V202H2ZM23 201H24V200H23ZM36 201H37V200H36ZM42 201H43V200H42ZM75 201H76V200H75ZM81 201H83V200L81 199ZM94 201H96V202H92V203H93V205H96V206H98V205L100 204L99 202H101V201H98V200H94ZM97 201H98V202H97ZM112 201H111V203H112ZM118 201H119V200H118ZM118 201H116V202H118ZM122 201H123V200H121V202H122ZM126 201H127V200H126ZM14 202H15V201H14ZM25 202H27V201H25ZM79 202H80V200H79ZM90 202H91V201H90ZM90 202H89V203H90ZM103 202L100 204L101 206H102V205H105ZM119 202H120V201H119ZM127 202H128V201H127ZM11 203H12V201L10 202V204L8 203L9 208H7V209H9V210L12 209V211H13V209H14L15 212H18V211H19L18 209H17V211H16V208H18V207H17L14 203H13V204L15 205V208H14L13 205H12V207L10 208ZM20 203H21V205H22V202H20ZM29 203H30V202H29ZM61 203H62V202H61ZM75 203H76V202H75ZM89 203L87 202L88 206H89ZM97 203H98V205H97ZM128 203H129V202H128ZM2 204H1V205H2ZM17 204H19V203H17ZM27 204H28V203H27ZM27 204L25 205L24 202H23V205H22V206H25L26 208H29V207H27V206H28ZM38 204H39V203H38ZM42 204H43V203H42ZM58 204H59V203H58ZM77 204H78V203H77ZM87 204H86V205H87ZM112 204H116V203H112ZM123 204H124V203H123ZM242 204H243V203H242ZM29 205H30V204H29ZM78 205H79V204H78ZM82 205H83V203H82ZM90 205H92V204H90ZM93 205L90 206V208H91L90 210H92V209L95 208V207L92 208ZM100 205H99V206H100ZM108 205H109V204H108ZM118 205H119V204H118ZM39 206H40V205H39ZM64 206H65V205H64ZM99 206L97 207L98 209L96 208L97 210L94 209V210L96 211V213H98L97 211H99V210L101 209ZM105 206H106V205H105ZM121 206H122V205H121ZM132 206H133V205H132ZM25 207H24V208H25ZM36 207H37V206H36ZM53 207H54V206H53ZM68 207H69V206H68ZM76 207H77V206H76ZM80 207H81V206H80ZM80 207H79V208H80ZM85 207H86V206H85ZM85 207H84V208H85ZM106 207H107V206H106ZM138 207H139V206H138ZM1 208H3V206L0 207V209H1ZM4 208H5V207H4ZM30 208H31V207H30ZM84 208H83V209H84ZM99 208H100V209H99ZM104 208H105V207H104ZM113 208H114V207H112L111 209L113 210ZM141 208H142V207H141ZM166 208H167V207H166ZM179 208H180V207H179ZM19 209H20L19 213H20V212H21V213L24 212V213L26 214V213L28 212L27 210L24 211L25 209H23V207L20 208V206H19ZM21 209H23V211H22ZM61 209H62V208H61ZM61 209H60V210H61ZM80 209H81V208H80ZM86 209H87V207H86ZM114 209H116V207H115ZM159 209H160V208H159ZM163 209H164V208H163ZM9 210H8V213L11 212V211H9ZM49 210H50V209H49ZM60 210H57L56 212L60 214V212H59ZM70 210H71V209H70ZM73 210H75V209H73ZM78 210H79V209H78ZM88 210H89V207H88ZM94 210H92V211H94ZM109 210H110V209H109ZM130 210H131V209H130ZM140 210H141V209H140ZM155 210H156V209H155ZM160 210H162V209H160ZM160 210H159V211H160ZM4 211H5V210H4ZM4 211H3V209H1L0 214H1V215L3 214V216H0V217H5L4 213H6V212H4ZM83 211H84V210H83ZM101 211H102V210H101ZM106 211H107V210H106ZM106 211H105V213L103 212L104 214L102 213L103 216H104L105 214H107ZM131 211H132V210H131ZM131 211L128 210V211H126V213H125V212H124V213L127 214L128 212H131ZM156 211H157V210H156ZM165 211H166V210H165ZM249 211H250V210H249ZM2 212H3V213H2ZM46 212H47V211H46ZM56 212H55V209H54V210H53V216H52V217H55L54 213H56ZM68 212H69V211H68ZM74 212H75V211H73V213H74ZM80 212H81V211H80ZM145 212H146V211H145ZM50 213H51V215H52V212H50ZM61 213H63V210H62ZM69 213H70V212H69ZM69 213H68V214H69ZM71 213H72V212H71ZM71 213H70V215H71ZM91 213L93 214V212H91ZM110 213H112V212L110 211ZM110 213H109V214H110ZM122 213H123V212H122ZM167 213H168V212H167ZM167 213H166V214H167ZM248 213H249V212H248ZM11 214H12V213H11ZM48 214H49V212H48ZM48 214H46V215H48ZM59 214H58L57 216H59ZM94 214H95V213H94ZM94 214H93V215H94ZM102 214H101V215H102ZM128 214H129V213H128ZM137 214H138V213H137ZM7 215H8V214L6 213V218H8ZM15 215H16V214H15ZM15 215H14V216H15ZM17 215H18V214H17ZM17 215H16V216H17ZM51 215H48L49 218H51V217H50ZM60 215H61V214H60ZM87 215H88V214H87ZM89 215H91V214H89ZM95 215H96V214H95ZM111 215H112V214H111ZM163 215H164V214H163ZM167 215H169V214H167ZM167 215L163 216L162 218L166 217ZM170 215H171V214H170ZM20 216H22V215L20 214ZM41 216H42V215H41ZM62 216H63V215H61L60 218H61ZM64 216H65V215H64ZM105 216H107V215H105ZM105 216H104V217H105ZM109 216H110V215H109ZM119 216H120V215H119ZM157 216H158V215H157ZM9 217H10V216H9ZM24 217H25V216H24ZM75 217H76V216H75ZM94 217H95V216H94ZM94 217L92 216V218H90V219H93V220H94L93 223L96 222L95 219H94ZM107 217H108V216H107ZM111 217H112V216H111ZM111 217H109V218H111ZM150 217H151V216H150ZM153 217L155 218V216H152L150 219H152ZM29 218H30V217H29ZM56 218H57V217H56ZM60 218H58V220H60ZM69 218H70V216H69ZM77 218H78V217H77ZM80 218H81V217H80ZM114 218H115V217H114ZM116 218H117V217H116ZM137 218L140 219V217H138V215H137ZM154 218H153V219H154ZM159 218H160V217H159ZM159 218H158V219H159ZM4 219H5V218H4ZM10 219H11V218H10ZM14 219H15V218H14ZM53 219H54V218H53ZM75 219H76V218H75ZM97 219H98V216H97ZM97 219H96V220H97ZM101 219H102V217H101ZM105 219H106V217H105ZM118 219H119V218H118ZM118 219H117V220H118ZM120 219H121V221H123L122 218H121V216H120ZM131 219H132V218H131ZM135 219H136V218H135ZM139 219H138V222H139ZM143 219H144V218H143ZM143 219H141L140 221L142 222ZM145 219H146V218H145ZM155 219H157V217H156ZM19 220H20V219H19ZM45 220H46V219H45ZM45 220H44V221H45ZM48 220H49V219H48ZM55 220H56V219H55ZM67 220H68V219H67V217H66V220H65V221H67ZM71 220H72V219H71ZM78 220H79V218H78ZM112 220H113V219H112ZM112 220H111V221H112ZM132 220H133V219H132ZM147 220H148V219H147ZM167 220H168V219H167ZM9 221H10V220H9ZM56 221H57V220H56ZM61 221H62V220H61ZM68 221H69V220H68ZM72 221H73V220H72ZM75 221H76V220H75ZM102 221H103V220H102ZM111 221H110V223H111ZM113 221L115 222L116 220H113ZM119 221H120V220H119ZM144 221H146V220H144ZM20 222H21V221H20ZM48 222H50V221H48ZM86 222H88V221L86 220ZM114 222H113V223H114ZM117 222H118V221H117ZM129 222H130V221H129ZM150 222H151V221H149L148 226L145 224V228H144V226H137L138 223H137V225H136V224H134V225L137 226V228H138V227H143V231H144V232H143V231H142V232H143V233H146L145 231L148 232V230H147L146 227L149 228V225L151 224ZM155 222H157V221H155ZM18 223H19V222H18ZM60 223H61V222H60ZM62 223H63V222H62ZM68 223H70V221H69ZM83 223H84V222H83ZM93 223H92V224H93ZM97 223H99L98 220H97L96 224H97ZM106 223H107V221H106ZM106 223H105V225H106ZM110 223H109V227H108L107 229L111 228V225H112V224H110ZM142 223H144V222H142ZM161 223H162V222H161ZM238 223H239V222H238ZM100 224H101V223H100ZM102 224H104V223L102 222ZM121 224H122V222H121ZM125 224H126V223H125ZM125 224H124V225H125ZM0 225H1V224H0ZM47 225H48V224H47ZM75 225H76V224H75ZM85 225H86V224H85ZM88 225H89V224H88ZM90 225H91V223H90ZM97 225H99V224H97ZM97 225H96V226H97ZM118 225L120 226V223H119ZM122 225H123V224H122ZM126 225H127V224H126ZM151 225H152V224H151ZM153 225H154V223H153ZM156 225H158V224L156 223ZM160 225H161V224H160ZM233 225H235V224H233ZM1 226H2V225H1ZM1 226H0V227H1ZM22 226H23V225H22ZM48 226H49V225H48ZM77 226H78V225H77ZM86 226H87V225H86ZM103 226H104V225H103ZM114 226H116V224H114ZM119 226H117L118 229H119ZM135 226H134V227H135ZM235 226H237V225H235ZM238 226H239V225H238ZM2 227H4V226H2ZM16 227H17V226H16ZM20 227H21V226H20ZM23 227H24V226H23ZM62 227H63V226H62ZM89 227H90V226H89ZM97 227H100V226H97ZM97 227H96V229H97ZM106 227H107V226H106ZM122 227H123V226H122ZM126 227H127V226H126ZM160 227H161V226H160ZM5 228H6V227H5ZM21 228H22V227H21ZM31 228H32V227H31ZM39 228H40V227H39ZM67 228H68V227H67ZM72 228H73V226H72ZM76 228H78V227H76ZM100 228H101V227H100ZM115 228H116V227H113V228H111V230H114ZM129 228H130V226H129ZM151 228H152V229L149 228V230H152V231H153V228H154V227H151ZM156 228H157L158 230L160 229V228H158V226H157ZM14 229H15V228H14ZM28 229H29V228H28ZM41 229H42V228H41ZM52 229H54V228H52ZM82 229H84V227H83ZM87 229H88V228H87ZM87 229H85V230H87ZM96 229H95V230H96ZM116 229H117V228H116ZM116 229H115V230H116ZM122 229H123V228H122ZM139 229H140V228H138V229H136V230H138V232L141 233V232L139 231ZM144 229H146V230H144ZM20 230H21V229H20ZM47 230H48V229H47ZM85 230H83V232H85ZM93 230H94V229H93ZM103 230H105V229L103 228ZM109 230H110V229H109ZM129 230H130V229H129ZM154 230H155V229H154ZM18 231H19V230H18ZM67 231H68V230H67ZM80 231L82 232V230H80ZM87 231H88V230H87ZM87 231H86V232H87ZM105 231H106V230H105ZM117 231H118V230H117ZM117 231H115V234H116V235H118V233H116ZM127 231H128V230H127ZM132 231H133V230H132ZM156 231H157V230H156ZM2 232H3V231H2ZM43 232H44V231H43ZM76 232H77V231H76ZM89 232H90V229H89ZM108 232H109V231H107V233H108ZM112 232H113V231H112ZM157 232H158V231H157ZM3 233H4V232H3ZM7 233H8V232H7ZM10 233H11V232H10ZM23 233H24V232H23ZM28 233H29V232H28ZM52 233H53V232H52ZM92 233H93V232H92ZM149 233H150V231H149ZM153 233H154V231H153ZM26 234H27V233H26ZM50 234H51V232L48 234L49 236H48L47 234H46V235L50 238V236H51ZM54 234H55V233H54ZM54 234H52V236H53ZM103 234H104V233L102 232V235H103ZM133 234H134V233H133ZM146 234H147V233H146ZM91 235H92V234H91ZM94 235H95V234H94ZM108 235H109V233H108ZM127 235H128V234H127ZM135 235H136V234H135ZM5 236H6V235H5ZM38 236H39V235H38ZM38 236H37V237H38ZM43 236H44V235H43ZM82 236H83V235H82ZM136 236H138V235H136ZM139 236H143V234L141 233ZM144 236H146V235H144ZM2 237H3V236H2ZM35 237H36V236H35ZM44 237H45V236H44ZM55 237H56V238L58 237V239L61 240L59 234H58V236H55ZM74 237H75V235H74ZM88 237H90V235H89ZM88 237H87V239H88ZM95 237H96V236H95ZM107 237H108V236H107ZM126 237H128V236H126ZM129 237H130V236H129ZM133 237H134V236H133ZM5 238H6V237H5ZM75 238H76V237H75ZM93 238H94V237H92V240H93ZM131 238H132V237H130L129 239H131ZM134 238H135V237H134ZM137 238H140V237H137ZM142 238H144V237H142ZM145 238H146V237H145ZM6 239H7V238H6ZM37 239H38V238H37ZM58 239H57V240H58ZM71 239H72V238H71ZM115 239H116V237H111V236H110V237H109V241H107L106 244H108V245H112V244H113L112 242H114V244H116V245L113 244L115 247L120 246V245H117V244H119V243L121 244V242H122L123 239H121V241H119V242L116 241V243H115ZM149 239H150V238H149ZM7 240H8V239H7ZM74 240L76 241V239H74ZM94 240H95V239H94ZM36 241H37V240H36ZM75 241H74V242H75ZM88 241H89V240H88ZM131 241H132V240H131ZM138 241H141V240H138ZM138 241H136V242H138ZM143 241H144V240H143ZM6 242H7V241H6ZM57 242H58V241H57ZM89 242H91V239H90ZM89 242H88V243H89ZM96 242H98V241H96ZM28 243H29V242H28ZM76 243H77V242H76ZM85 243H86L85 245L87 246L88 243H87V242H85ZM93 243H94V242H93ZM127 243H128V241H127ZM66 244H69V243L67 242ZM89 244H90V243H89ZM101 244H104V243H101ZM101 244H100V245H101ZM106 244L101 245V246L103 247V249L106 248V247H105ZM128 244H129V243H128ZM138 244H139V243H138ZM145 244H146V242L143 243V246H144ZM0 245H1V243H0ZM11 245L13 246V244H11ZM11 245H9V246H11ZM54 245H55V244H54ZM92 245H93V244H92ZM100 245H98V247L95 248L96 250L94 249L95 246L93 245V246H94V247H93V250H95V253H94L95 255L98 254V253H96V251L99 249V247H101ZM113 245H112V246H113ZM12 246H11V247H12ZM23 246H24V244H23ZM40 246H41V245H40ZM70 246H71V245H70ZM88 246H89V245H88ZM88 246H87V249L89 250V257H90V259H91L92 256H93V257H96V256H94V254L91 255V253L94 252V251H92V248H90V249H91V252H90V249H89L90 246H89V247H88ZM140 246H142V245L139 244V247H140ZM146 246H147V245H146ZM2 247H3V246H2ZM16 247H17V246H16ZM16 247H14V249H12V250H15ZM42 247H43V246H42ZM45 247H46V246H45ZM61 247H62V246H61ZM82 247H83V246H82ZM102 247H101L100 249H102ZM120 247H121V246H120ZM139 247H138V248H139ZM8 248H9V247H8ZM78 248H79V247H78ZM110 248H111V250L109 249L108 251L114 252V251H112V250H114V247H113V248L110 247ZM134 248H135V247H134ZM138 248H137V250H138ZM148 248H150V246H148ZM148 248H147V250H148ZM57 249H58V248H57ZM59 249H60V248H59ZM68 249H69V248H68ZM70 249H71V248H70ZM79 249H80V248H79ZM116 249H117V248H116ZM116 249H115V250H116ZM120 249L124 250L125 252H126V250H127V249H125V248H124V249H123V248H120ZM218 249H219V248H218ZM34 250H35V249H34ZM39 250H40V249H39ZM55 250H56V249H55ZM62 250H63V249H62ZM74 250H75V249H74ZM80 250H82V248H81ZM80 250L77 249V251H76L75 254H76V255H81V258H82V255H83V254H81V251H80ZM122 250H121V251H122ZM135 250H136V249H135ZM41 251H42V250H41ZM51 251H53V250H51ZM51 251H50V252H51ZM119 251H120V250H119ZM14 252H15V251H14ZM48 252H49V251H48ZM48 252H47V254H48ZM53 252H54V251H53ZM77 252H78V254H77ZM79 252H80V254H79ZM167 253H168V252H167ZM9 254H13V253H9ZM26 254H27V253H26ZM28 254H30V252H28ZM66 254H67V253H66ZM108 254H110V253H108ZM215 254H216V253H215ZM215 254H214V255H215ZM52 255H53V254H52ZM90 255H91V256H90ZM106 255H107V254H106ZM125 255H126V253H125ZM127 255H128V253H127ZM9 256H10V255H9ZM37 256H38V255H37ZM45 256H46V255H45ZM50 256H51V254H50ZM85 256H86V255H83V258H82V259H84ZM97 256L99 257V255H97ZM110 256H111V255H110ZM116 256H117V255H116ZM129 256H130V255H129ZM41 257H42V256H41ZM41 257H40V259H41ZM55 257H56V256H55ZM61 257H62V256H61ZM76 257H79V258H77V259H81L80 256H76ZM89 257H88V258H89ZM93 257H92V258H93ZM117 257H118V256H117ZM161 257H163V256L161 255ZM166 257H167V255H166ZM10 258H12V257H10ZM35 258H36V256H35ZM67 258H68V257H67ZM114 258H115V257H114ZM114 258H113V260H112V259L108 260L107 263H109L110 261H111V262H112V261H113V262H116V261L114 260ZM124 258L127 259L126 256H124ZM131 258H132V257H131ZM42 259H45V258L42 257ZM82 259H81L80 262H79V260H78V263H79V264H80L81 262L83 263V261L86 262L85 259H84L83 261H82ZM90 259H89V260H90ZM94 259H95V261H96V258H94ZM120 259H122V258H120ZM120 259H119V260H120ZM129 259H130V258H129ZM129 259H128V261H130ZM146 259H147V258H146ZM164 259H165V258H164ZM12 260H14V259H12ZM36 260H37V261L39 260L38 257H37ZM46 260H47V259H46ZM119 260H118V261H119ZM54 261H55V260H54ZM70 261H71V260H70ZM90 261H91V260H90ZM92 261H94V260H92ZM68 262H69V261H68ZM111 262H110V264H113V263H111ZM121 262H122V260H121ZM121 262H119V263H121ZM123 262H124V261H123ZM140 262H141V261H140ZM13 263H14V262H13ZM13 263L8 262V264H13ZM63 263H64V262H63ZM86 263H87V262H86ZM90 263H91V262H90ZM92 263H93V262H92ZM95 263H96V262H95ZM97 263H98V261H97ZM104 263H105V262H104ZM107 263H106V264H107ZM1 264H2V263H1ZM3 264H4V263H3ZM83 264H84V263H83ZM98 264H99V263H98ZM114 264H115V263H114ZM116 264H117V263H116Z\"/></svg>", "mask_w": 264, "mask_h": 264}, {"label": "snow or ice", "instance_id": "snow-or-ice-1", "mask_svg": "<svg viewBox=\"0 0 264 264\" xmlns=\"http://www.w3.org/2000/svg\"><path fill=\"white\" fill-rule=\"evenodd\" d=\"M256 22L261 26V29L264 30V11L261 12ZM0 56L7 57L13 62L19 63L23 59L31 56V50L29 48H25L23 45H21L20 48L15 51L5 48L3 51H0Z\"/></svg>", "mask_w": 264, "mask_h": 264}]
</instances>
